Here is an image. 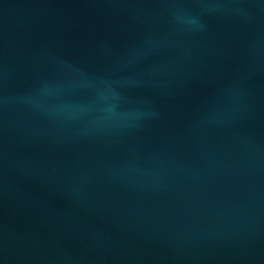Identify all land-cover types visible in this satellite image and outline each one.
I'll list each match as a JSON object with an SVG mask.
<instances>
[{
  "label": "water",
  "instance_id": "water-1",
  "mask_svg": "<svg viewBox=\"0 0 264 264\" xmlns=\"http://www.w3.org/2000/svg\"><path fill=\"white\" fill-rule=\"evenodd\" d=\"M0 264H264V0H0Z\"/></svg>",
  "mask_w": 264,
  "mask_h": 264
}]
</instances>
